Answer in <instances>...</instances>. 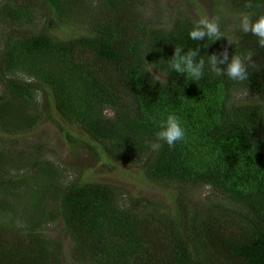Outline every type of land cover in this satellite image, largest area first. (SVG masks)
<instances>
[{
	"label": "trees",
	"instance_id": "16d2710c",
	"mask_svg": "<svg viewBox=\"0 0 264 264\" xmlns=\"http://www.w3.org/2000/svg\"><path fill=\"white\" fill-rule=\"evenodd\" d=\"M210 1L216 41L189 37L204 13L163 16L151 0H0V132L12 137L0 146V264H66L62 241L43 230L56 220L70 239L68 264H264V48L239 28L242 14L264 15V0ZM176 46L200 48L202 79L169 69ZM225 49L229 61L254 54L248 80L209 70L208 56ZM50 106L90 137L92 153L172 188L171 204L66 179L41 146L16 145ZM170 113L185 138L153 151Z\"/></svg>",
	"mask_w": 264,
	"mask_h": 264
},
{
	"label": "rangeland",
	"instance_id": "374dc122",
	"mask_svg": "<svg viewBox=\"0 0 264 264\" xmlns=\"http://www.w3.org/2000/svg\"><path fill=\"white\" fill-rule=\"evenodd\" d=\"M151 3L153 7L160 6L163 16L174 7L191 10L193 13H204L207 16L212 5L210 0H159L157 5L151 0ZM227 17L233 21L235 15L228 13ZM65 33L64 30L58 32L60 36H65ZM154 73L158 74L155 71ZM245 96H248L247 93H240L237 98L243 100ZM50 109L49 118L43 115L45 118L36 128L26 133L14 135L16 145L20 146L24 143L34 144L37 147L41 146L43 155L53 159L62 167L66 179L105 182L122 188L128 195H144L171 204L174 193L172 188L148 180L136 165L115 161L100 151L97 154L92 153L86 146L87 142H92L90 137L69 125L51 106ZM107 113H110L109 110ZM57 123L74 132L78 140L73 146H70L62 137ZM8 138L12 139L9 135L0 132V146L6 144L5 140ZM196 193L204 198L205 194L208 193V188L203 187ZM43 230L48 235L62 241L63 258L66 264L70 263V239L62 231L61 220L45 225Z\"/></svg>",
	"mask_w": 264,
	"mask_h": 264
},
{
	"label": "clouds",
	"instance_id": "9594fccd",
	"mask_svg": "<svg viewBox=\"0 0 264 264\" xmlns=\"http://www.w3.org/2000/svg\"><path fill=\"white\" fill-rule=\"evenodd\" d=\"M246 7L251 8V2L247 3ZM239 28L243 33H251L256 36L259 47L264 48V15L253 20L250 15L242 14ZM189 37L194 41H204L206 38L216 41L223 38L219 17L208 18L205 16L197 20L189 31ZM229 43L233 42L229 41ZM203 47L207 48L208 46ZM253 55L252 52L244 55L235 53L229 61V54L225 49L218 55L208 56L207 64L209 70L215 75H226L232 81L243 82L249 79V66L256 67L252 59ZM205 63V59L200 54V48L185 51L181 46H176L173 56L169 59L168 67L171 71L180 74L186 73L191 80L199 81L205 74ZM223 64H227L226 69L218 67V65ZM185 134V128L182 126L180 117L170 113L166 120L161 122L155 141L149 142V146L153 151H158L162 147L160 142L163 141L173 147L178 141L185 138Z\"/></svg>",
	"mask_w": 264,
	"mask_h": 264
}]
</instances>
